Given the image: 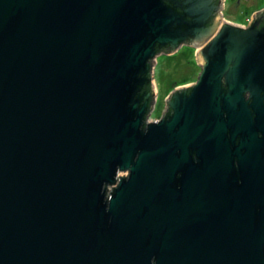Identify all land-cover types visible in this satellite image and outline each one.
<instances>
[{
    "label": "water",
    "instance_id": "obj_1",
    "mask_svg": "<svg viewBox=\"0 0 264 264\" xmlns=\"http://www.w3.org/2000/svg\"><path fill=\"white\" fill-rule=\"evenodd\" d=\"M222 5L0 0V264H264V7Z\"/></svg>",
    "mask_w": 264,
    "mask_h": 264
},
{
    "label": "rangeland",
    "instance_id": "obj_2",
    "mask_svg": "<svg viewBox=\"0 0 264 264\" xmlns=\"http://www.w3.org/2000/svg\"><path fill=\"white\" fill-rule=\"evenodd\" d=\"M263 4L264 0H257L253 7ZM197 71L198 67L194 63L193 51L187 46L179 47L170 55L158 54L155 57L152 83L156 92L157 113L163 105L165 95L173 89L174 85L177 87L189 84L196 79Z\"/></svg>",
    "mask_w": 264,
    "mask_h": 264
},
{
    "label": "flooded vegetation",
    "instance_id": "obj_3",
    "mask_svg": "<svg viewBox=\"0 0 264 264\" xmlns=\"http://www.w3.org/2000/svg\"><path fill=\"white\" fill-rule=\"evenodd\" d=\"M254 2L256 3L257 0H238V1L237 0H223V5L219 9V11L221 13V17L224 20H227V21H230V22H233V23H236V24H240V25L246 26L248 24V22L250 21L252 13L254 11L260 10L261 8L264 7V4L261 5V6L253 7ZM241 12H242V14H241ZM237 16H239V17H237ZM181 46H187V47L191 48L192 51H193L194 63L196 64V67H198V71L196 73V79L191 81L190 83L195 82L197 80V78H198L199 72L202 69V64H199L197 62V59H196V51L198 50L199 47H201V45H192V44H188V43L182 42L181 44H179L177 49L179 47H181ZM177 49H175V50H173L171 52H167V53L161 51L158 54H165V55L168 54V55H170L174 51H176ZM221 80H223V77H221ZM174 88H176V85H174L173 89ZM170 92H168V94L165 95L163 105H162V107H161V109H160V111L158 113L156 112L157 109H158L157 108L156 92H155V94H153L154 100L152 102V107L149 109L148 114L145 117L146 121L147 120L159 119L160 117L163 116V112H164V109H165V106H166V97L170 94Z\"/></svg>",
    "mask_w": 264,
    "mask_h": 264
}]
</instances>
